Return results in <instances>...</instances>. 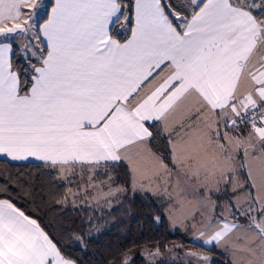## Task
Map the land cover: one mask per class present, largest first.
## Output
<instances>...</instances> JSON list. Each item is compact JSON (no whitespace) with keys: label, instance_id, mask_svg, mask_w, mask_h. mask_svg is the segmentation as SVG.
<instances>
[{"label":"snow or ice","instance_id":"obj_1","mask_svg":"<svg viewBox=\"0 0 264 264\" xmlns=\"http://www.w3.org/2000/svg\"><path fill=\"white\" fill-rule=\"evenodd\" d=\"M0 163V264H86L137 199L204 251L102 264H264V0H0Z\"/></svg>","mask_w":264,"mask_h":264},{"label":"trees","instance_id":"obj_2","mask_svg":"<svg viewBox=\"0 0 264 264\" xmlns=\"http://www.w3.org/2000/svg\"><path fill=\"white\" fill-rule=\"evenodd\" d=\"M7 169V170H6ZM18 169L7 168L6 165L0 163V176L6 178L9 172L15 173ZM29 174V176L35 175L38 171L34 165L22 170ZM2 187V184H0ZM37 187L41 194H46L51 189L47 186V182L42 174L39 177ZM19 195L25 196L26 207L30 211H35L39 206V211H35L36 215H39L43 223L48 225V230L53 234H60L62 228L69 226V221L75 219L76 224L79 225L80 221L78 217L83 213L68 211L61 214L60 210H49L46 204L41 203L39 197L36 199V204L33 205L27 202L30 198L26 196L23 191L19 192ZM146 201L143 199L133 200L129 205L125 202V208L128 209L129 214L124 213V209L113 211L111 215H104V219L100 222L101 227L104 229L103 234L97 236L92 244L89 245L88 251L91 253L88 257H82L79 250H74L71 246L68 248L69 253L76 258H80L90 264H102V260L109 257L113 250L119 246L125 247L131 246L134 242L139 245L136 251H139L147 242L150 246L159 244L161 248L165 246L183 245V247L198 248L196 245L188 242V237L180 230H173L167 219L161 223H153L149 218L151 215V209L144 206ZM201 249V248H199ZM204 250V249H203ZM211 255H215V249ZM136 264H140V260L136 261Z\"/></svg>","mask_w":264,"mask_h":264},{"label":"rangeland","instance_id":"obj_3","mask_svg":"<svg viewBox=\"0 0 264 264\" xmlns=\"http://www.w3.org/2000/svg\"><path fill=\"white\" fill-rule=\"evenodd\" d=\"M171 246H167L164 248H161V252L165 254V257L167 260H172L173 258H178L179 260H185L187 259L185 257L184 251L183 250H173L171 253L168 252V249H171ZM183 249H194L196 251H204L203 249L199 248H193V247H183Z\"/></svg>","mask_w":264,"mask_h":264},{"label":"crops","instance_id":"obj_4","mask_svg":"<svg viewBox=\"0 0 264 264\" xmlns=\"http://www.w3.org/2000/svg\"><path fill=\"white\" fill-rule=\"evenodd\" d=\"M180 231H182V230H180Z\"/></svg>","mask_w":264,"mask_h":264}]
</instances>
